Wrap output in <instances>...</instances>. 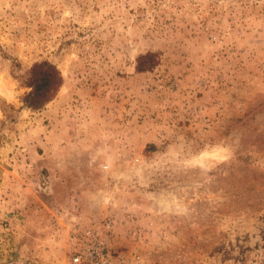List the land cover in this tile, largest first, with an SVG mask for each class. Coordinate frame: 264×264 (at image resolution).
<instances>
[{
	"label": "rangeland",
	"instance_id": "374dc122",
	"mask_svg": "<svg viewBox=\"0 0 264 264\" xmlns=\"http://www.w3.org/2000/svg\"><path fill=\"white\" fill-rule=\"evenodd\" d=\"M86 226L126 264H264V0H0V264Z\"/></svg>",
	"mask_w": 264,
	"mask_h": 264
},
{
	"label": "trees",
	"instance_id": "16d2710c",
	"mask_svg": "<svg viewBox=\"0 0 264 264\" xmlns=\"http://www.w3.org/2000/svg\"><path fill=\"white\" fill-rule=\"evenodd\" d=\"M156 65L155 55L147 53L136 61V71L147 72ZM63 79L57 67L49 62L35 63L28 72L24 83L29 89L21 98L22 107L39 110L50 103L62 86Z\"/></svg>",
	"mask_w": 264,
	"mask_h": 264
},
{
	"label": "built area",
	"instance_id": "2783aa9c",
	"mask_svg": "<svg viewBox=\"0 0 264 264\" xmlns=\"http://www.w3.org/2000/svg\"><path fill=\"white\" fill-rule=\"evenodd\" d=\"M107 168L103 166L104 170ZM70 225L77 227L74 222ZM71 238L68 264H126V257L109 247L102 228L86 226L74 231Z\"/></svg>",
	"mask_w": 264,
	"mask_h": 264
}]
</instances>
